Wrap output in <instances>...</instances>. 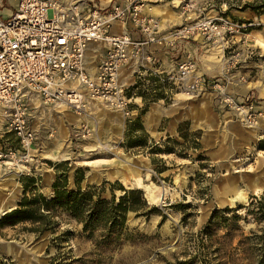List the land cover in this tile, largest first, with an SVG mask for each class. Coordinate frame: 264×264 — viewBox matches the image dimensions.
<instances>
[{"label":"rangeland","instance_id":"1","mask_svg":"<svg viewBox=\"0 0 264 264\" xmlns=\"http://www.w3.org/2000/svg\"><path fill=\"white\" fill-rule=\"evenodd\" d=\"M109 1L114 0H99L101 6H106ZM143 1L148 3V7L160 1L178 8L188 5L185 9L189 19L187 23L222 17L235 24L237 31L233 35L254 36L251 39L247 37L248 44H252L248 50L237 52V63L246 62L252 68L251 74L264 75V15L257 16L251 10L248 11L253 18L242 19L232 15L241 12L237 9L238 5L253 0ZM257 86L261 98L254 101V106L264 108V82H257ZM181 97L188 99L185 94H181ZM174 102L176 100L171 96V99L164 101L165 107ZM212 104L217 109H223V112L229 111L230 120L238 126L229 132L222 131L220 143L215 146L221 152L217 160L209 158L207 152L205 155L200 144L203 133L193 130L189 122L183 124L187 125L188 134H198L200 148L197 150L190 148L189 139L184 143L178 132L177 136L158 142L148 138V145L154 143L161 149L169 146L174 153L152 155L148 148L125 150L121 147L123 138L120 140L113 125L104 123L106 115L96 110L86 120L75 113L81 122L71 131L70 159L51 161L31 150L23 174L19 175L17 168L9 170L2 165L4 173L0 175V186L4 187L5 193L11 190L10 197L17 199L15 207L23 196L21 177H34L38 193L50 198L51 186L48 187L44 178L47 170L55 173L53 164L68 161L70 188H73L75 170L81 169L84 174L82 189L94 187L96 192L101 191L104 198L110 197L113 186L117 198L121 194L119 187L141 190L147 204L156 207L159 214L145 220L135 218L130 213L126 222L128 236L121 245L105 250L96 248L91 239L82 235L81 226L66 214H57L52 219L55 223L53 228L40 233L26 231L30 228L29 224L5 227L0 230V264H264V221L258 222L250 214L251 210H256L258 201L264 206V123L249 127L231 109L215 106L214 100ZM97 106L113 115L118 113L123 116L121 112L101 103ZM85 128L87 135L83 131ZM168 138L180 146L166 144ZM17 148L15 142L3 149ZM161 155L172 156L167 159L169 164L161 159ZM10 172L19 176L20 191H17L12 180L13 173ZM236 195L240 199L231 204L230 199ZM181 206L189 208L183 210ZM225 208L235 211L221 212ZM215 211L218 213L213 221L212 234L201 235ZM1 212L0 217L6 213L5 210L2 212L4 214ZM233 216H238V220L233 221Z\"/></svg>","mask_w":264,"mask_h":264},{"label":"built area","instance_id":"2","mask_svg":"<svg viewBox=\"0 0 264 264\" xmlns=\"http://www.w3.org/2000/svg\"><path fill=\"white\" fill-rule=\"evenodd\" d=\"M3 2L0 0V7ZM146 7L143 0H114L106 6L99 0H17L7 17L0 15V106L7 118L5 129L18 146L0 148L1 165L9 170L17 168L19 174L26 170L36 141L30 125L35 103L65 106L80 114L98 101L131 119L136 90L130 97L126 92L137 80L129 84L120 73L138 60L145 48L173 47L178 41L193 38L213 43L237 31L235 24L217 17L163 32L160 21L147 14ZM114 25L122 32H112ZM97 43L104 45L105 52L91 77L85 54ZM156 79L168 84L170 97L177 92L193 97L208 88L214 93L215 106L231 109L249 127L264 123V108L254 106L252 97L239 100L227 95L226 80L197 74L192 59L180 62L175 75ZM83 131L87 135L86 128Z\"/></svg>","mask_w":264,"mask_h":264},{"label":"crops","instance_id":"3","mask_svg":"<svg viewBox=\"0 0 264 264\" xmlns=\"http://www.w3.org/2000/svg\"><path fill=\"white\" fill-rule=\"evenodd\" d=\"M16 2L17 0H4L3 6L0 7V15L7 17ZM144 10L147 14L154 16L160 21L163 32L177 27L183 22L187 23V20H189L183 6L178 8V6L167 2L160 1L158 4L150 5L149 8L146 7ZM232 15L242 19L253 18V14L248 10ZM112 32L121 33L122 28L114 25ZM133 37L137 38V34L133 33ZM247 37L250 39L254 38L251 34L230 35L213 43L207 42L202 38H193L178 41L173 47L152 46L151 48H145L138 60L132 62L121 71L120 78L127 80L129 84H133L138 79L143 80L145 87L146 85L150 86L146 91L153 94L152 86L156 83L154 81L150 82L151 78L156 79L165 75H175L177 65L180 62L192 59L196 64L197 74L202 75L206 79L215 80L222 78L226 80L227 85L224 92L227 95L235 99H242L247 96L252 97L253 100L260 99L261 93L257 82H264V75L251 74L250 69L252 68H249L251 66L246 62L237 63L236 59L239 50H248L251 47L250 45L252 44H248L250 42H247ZM104 52L105 47L102 43L92 44L87 49L85 67L91 77L96 75L97 67ZM163 94L165 98L171 99L170 94H168V88H164ZM213 97V91L207 88L204 92L197 94V96L187 97L188 99L182 98L180 93H175L172 98L176 102L167 105V107H165L164 99L150 103L147 111L141 116L142 126L150 139L158 142L167 137L177 136L178 126L183 122H189L193 130H201L203 133L200 144L205 155H207V152L209 153V158L217 160L221 152L219 148L215 149V146L220 143L222 131L229 132L238 126L230 120L231 114L229 111L223 112V109H217L213 106ZM99 103L98 101L92 102L90 110L80 113L82 119L86 120L96 110L101 111L104 116L106 115L104 123L113 125L119 133L120 140H122L126 124L125 117L118 113L113 115L108 110L97 106ZM143 105L142 98L135 96L131 107L132 119L137 117ZM75 113L73 110L62 108V106H42L38 102L35 103L33 109L30 110V125L35 132L37 131V140L32 146V150L36 151L35 154L37 153L38 156L45 157L51 161L70 159L72 155L71 131L81 122V118ZM6 120V114L0 106V148H4L7 145L12 146L16 142L12 134L7 133L5 129ZM210 155L213 156L210 157ZM160 157L169 164L167 159L172 156L161 155ZM47 171L48 173L44 178L48 187H50L54 181L55 173L52 170ZM3 173L4 170L0 164V175ZM11 173H13L12 180L16 185V189L20 191L22 187L19 182V176L17 173ZM3 189L4 187L0 186V195L6 194L0 198V206H6L1 207L0 210L7 212L15 208L17 199L13 200L10 197L11 190L5 193Z\"/></svg>","mask_w":264,"mask_h":264},{"label":"trees","instance_id":"4","mask_svg":"<svg viewBox=\"0 0 264 264\" xmlns=\"http://www.w3.org/2000/svg\"><path fill=\"white\" fill-rule=\"evenodd\" d=\"M230 6L229 9L231 8ZM237 7L241 12L251 10L257 16L264 15V0L245 2ZM151 81L156 83L152 86V89L155 90L153 94L146 91L150 86L145 87L144 81L140 79L126 92L127 96L130 97L132 90H136L135 96L141 97L144 105L139 110L137 117L126 121L121 147L125 150L148 148L149 154L152 155L171 154L174 152L169 146L161 149L154 143L148 145L149 136L141 123V116L147 111L148 104L160 99H164V101L168 100L163 94L164 88H169L168 84L157 83V79L155 78H151ZM185 126L187 125L183 123L178 126V135L184 140V143H187L189 139L191 149H199L200 145L197 142L198 137L196 136L198 134H188ZM166 144L180 146L179 143L170 138L166 140ZM68 164V161H63L52 165L55 170V178L51 185L52 196L50 198H46L38 193L36 189L37 180L34 177H21L23 196L17 207L0 217V230L5 227L29 224L30 228L26 229V231L40 233L53 228L55 223L52 219L57 214H66L81 226L82 235L91 239L96 248L105 250L121 245V242L128 236L126 222L130 213L135 218L142 217L145 220H148L151 215L159 214L156 207H150L147 204L141 190H125L119 187L121 194L117 198L114 194L113 186L110 188V197L104 198L101 195V191L96 192L94 187L82 189L81 182L84 174L81 169L75 170L73 188H70ZM257 205L256 210H251L250 214L254 215L258 222H261L264 221V206L261 201H258ZM181 208L185 210L189 206H181ZM234 211V209L225 208L221 212L228 213ZM217 213L216 211L212 212L200 233L201 235L209 236L212 234L213 221ZM232 220L237 221L238 216H233ZM262 232L264 234V224Z\"/></svg>","mask_w":264,"mask_h":264},{"label":"bare ground","instance_id":"5","mask_svg":"<svg viewBox=\"0 0 264 264\" xmlns=\"http://www.w3.org/2000/svg\"><path fill=\"white\" fill-rule=\"evenodd\" d=\"M227 198H229V197H227ZM239 199H240L239 196L236 195V196H234V197H232V198L230 199V203L233 204L234 202L238 201ZM2 214H3V213H2Z\"/></svg>","mask_w":264,"mask_h":264}]
</instances>
